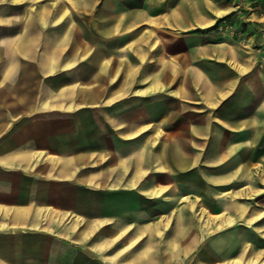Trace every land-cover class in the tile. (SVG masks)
Masks as SVG:
<instances>
[{"label": "crops", "instance_id": "crops-1", "mask_svg": "<svg viewBox=\"0 0 264 264\" xmlns=\"http://www.w3.org/2000/svg\"><path fill=\"white\" fill-rule=\"evenodd\" d=\"M158 1L78 3L77 19L55 0L33 14L0 0V264H107L96 242L136 236L146 257L170 205L191 184L205 203L206 173L264 139V56L228 65L221 42L174 35L189 18L163 21L161 45L126 48Z\"/></svg>", "mask_w": 264, "mask_h": 264}, {"label": "rangeland", "instance_id": "rangeland-1", "mask_svg": "<svg viewBox=\"0 0 264 264\" xmlns=\"http://www.w3.org/2000/svg\"><path fill=\"white\" fill-rule=\"evenodd\" d=\"M45 1L29 0L31 14L36 13L37 4ZM96 1L55 0L53 4L61 6V14L65 12L70 18L83 19L77 4ZM105 2L111 4L113 0ZM155 7L157 11L147 14V22L138 29L141 33L126 45L127 49L134 50L137 46L144 53L154 39L155 45H161L169 38L164 35L165 28L159 26L163 21L171 25L170 20L176 24V20L189 18L188 27L171 29L174 35H188L196 44L211 38L221 42L228 65L241 64L238 65L240 71L245 70L244 60L252 55L261 63L264 56V0H159ZM204 20L212 22L203 25ZM261 69L264 71V67ZM213 71L216 77L234 78L225 66L213 67ZM214 142L218 144L225 140ZM221 152L223 155L228 153ZM219 167L220 170L206 173L205 188L202 189V194L206 195L205 203L201 197L198 200L199 190L191 184L188 190L195 195L190 193L185 198L186 204H171L170 218L162 216L164 219L156 225L158 236L147 237L145 242H151L149 253L156 264H216L231 257L240 258L243 264H251L250 258L257 259L255 264H264V139L256 144L254 151H232ZM227 217L232 220L230 224L226 222ZM165 227L168 231L162 233ZM22 230L26 228L12 229L15 245ZM135 238L137 243L140 236ZM55 244L58 247L60 242L57 240ZM100 245L105 247L100 249ZM126 245L120 246L112 238L98 241L94 245L98 251L95 257L115 256L113 260H106L107 264H124L126 261L131 264L132 260V264H143L149 253L144 257V253L130 250L134 245L121 251ZM54 263V260L47 262Z\"/></svg>", "mask_w": 264, "mask_h": 264}, {"label": "bare ground", "instance_id": "bare-ground-1", "mask_svg": "<svg viewBox=\"0 0 264 264\" xmlns=\"http://www.w3.org/2000/svg\"><path fill=\"white\" fill-rule=\"evenodd\" d=\"M225 193V192H224ZM205 208V207H204ZM264 213V212H263ZM227 214V213H226ZM261 216V215H260ZM259 216V217H260ZM259 217H257V219L259 218ZM261 218V217H260ZM259 218V219H260ZM205 219V218H204ZM226 222L227 223H231L232 222V220L229 218V217H227V219H226ZM3 226V224H0V227H2ZM166 228V227H165ZM134 243L135 242H130V243H128L125 247H123L122 248V250L121 251H126L127 249H129L130 247H132L133 245H134ZM116 253V252H115ZM114 253V254H115ZM120 253V252H119ZM113 254V255H114ZM259 255V254H258ZM240 256V255H239ZM115 258V256H109L108 257V259L109 260H113ZM116 260V259H115ZM248 261H250V263L251 264H255L256 262H257V259L256 258H250ZM259 261H260V259H259ZM228 263V262H227ZM124 264H129V263H127V261H126V263H124ZM221 264V263H220ZM223 264V263H222ZM229 264H243V261L240 259V258H234L233 260H231V261H229ZM249 264V263H248Z\"/></svg>", "mask_w": 264, "mask_h": 264}]
</instances>
